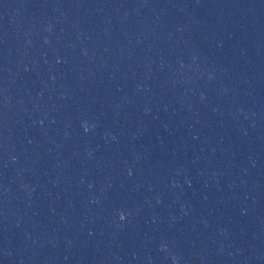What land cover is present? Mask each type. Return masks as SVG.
<instances>
[{
  "label": "water",
  "instance_id": "1",
  "mask_svg": "<svg viewBox=\"0 0 264 264\" xmlns=\"http://www.w3.org/2000/svg\"><path fill=\"white\" fill-rule=\"evenodd\" d=\"M0 264H264V0H0Z\"/></svg>",
  "mask_w": 264,
  "mask_h": 264
}]
</instances>
